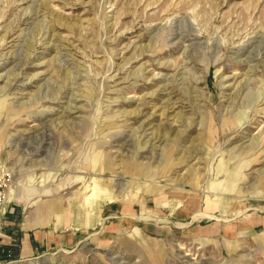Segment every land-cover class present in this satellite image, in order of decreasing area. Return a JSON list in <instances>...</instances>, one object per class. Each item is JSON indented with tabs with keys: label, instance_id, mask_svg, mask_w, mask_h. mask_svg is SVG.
I'll list each match as a JSON object with an SVG mask.
<instances>
[{
	"label": "rangeland",
	"instance_id": "1",
	"mask_svg": "<svg viewBox=\"0 0 264 264\" xmlns=\"http://www.w3.org/2000/svg\"><path fill=\"white\" fill-rule=\"evenodd\" d=\"M3 181L0 264H264V0H0Z\"/></svg>",
	"mask_w": 264,
	"mask_h": 264
},
{
	"label": "built area",
	"instance_id": "2",
	"mask_svg": "<svg viewBox=\"0 0 264 264\" xmlns=\"http://www.w3.org/2000/svg\"><path fill=\"white\" fill-rule=\"evenodd\" d=\"M9 180V178H8ZM7 180V181H8ZM9 182H0V228H1V222H2V218L3 215L6 212L7 209V205H8V194L6 192V190L4 189V187L8 186Z\"/></svg>",
	"mask_w": 264,
	"mask_h": 264
},
{
	"label": "crops",
	"instance_id": "3",
	"mask_svg": "<svg viewBox=\"0 0 264 264\" xmlns=\"http://www.w3.org/2000/svg\"><path fill=\"white\" fill-rule=\"evenodd\" d=\"M61 206V205H60ZM63 206V205H62ZM24 226H26V227H31L32 225H31V223L30 222H28V221H26L25 223H24Z\"/></svg>",
	"mask_w": 264,
	"mask_h": 264
},
{
	"label": "bare ground",
	"instance_id": "4",
	"mask_svg": "<svg viewBox=\"0 0 264 264\" xmlns=\"http://www.w3.org/2000/svg\"><path fill=\"white\" fill-rule=\"evenodd\" d=\"M67 199H65L64 201H66ZM64 203H66V202H64Z\"/></svg>",
	"mask_w": 264,
	"mask_h": 264
}]
</instances>
